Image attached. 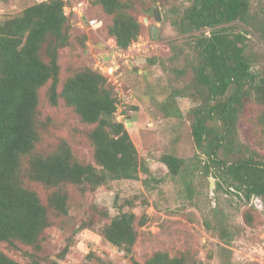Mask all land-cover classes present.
<instances>
[{
  "label": "trees",
  "instance_id": "1",
  "mask_svg": "<svg viewBox=\"0 0 264 264\" xmlns=\"http://www.w3.org/2000/svg\"><path fill=\"white\" fill-rule=\"evenodd\" d=\"M86 1V18H97L89 13L93 5L110 17L107 44L125 51L137 40L142 25L133 13V0ZM66 2L33 0L18 14L0 21V243L11 248L19 244L27 247L24 263L0 249V264H57L55 260L45 262L38 251L47 238L50 214H68L69 187L93 192L107 179L137 180L140 172H150L124 121L116 119L119 97L109 76L81 65L61 77L59 53L74 45L72 20L76 17L73 11L66 13ZM249 13V0H189L172 24L179 33L193 37L194 78L206 89L207 98L213 100L194 109L191 133L196 147L213 163L215 176L242 192L246 201L257 196L263 202L264 157L228 161L219 156V150L226 149L233 139L237 105L246 100L264 105V76L251 71L243 46L245 35L227 26L234 21L246 22ZM79 36L75 40L81 46L87 35L83 32ZM48 82L50 104L56 105L62 99L83 124L91 126L86 138L93 147V161L76 158L66 139L48 152L36 149L40 128L44 127L39 119V89ZM214 117L221 121L222 129L216 130L208 123ZM261 117L264 119V109ZM159 160L171 175L179 174L181 157L163 153ZM209 169L204 163L206 174ZM34 183L50 189L44 199ZM100 216L110 218L100 229L102 236L130 254L138 227L146 218L132 210H120L112 217L108 211H100ZM94 223L91 214L78 228H92ZM223 230V234L230 235ZM67 247L60 257L65 256ZM131 264L205 263L190 251L171 254L158 249L143 261L132 259Z\"/></svg>",
  "mask_w": 264,
  "mask_h": 264
},
{
  "label": "rangeland",
  "instance_id": "2",
  "mask_svg": "<svg viewBox=\"0 0 264 264\" xmlns=\"http://www.w3.org/2000/svg\"><path fill=\"white\" fill-rule=\"evenodd\" d=\"M80 1L86 0H67L64 10L72 14V6ZM249 1L247 21H234L227 26L245 35L243 46L251 71L264 76V0ZM32 2L0 1V21L18 14ZM162 2L133 0V13L142 31L123 51L124 55L115 54L106 43L110 17L99 7L93 5L89 13L101 18L105 24L102 29H81L77 17L71 19L74 45L60 50L61 77L81 65L96 69L102 55L104 61L117 66L112 79L119 97L116 117L124 121L150 172H140L137 180L107 179L93 192L69 187L68 214H50L47 238L38 251L45 262L131 264L132 259L143 261L159 249L171 254L190 251L205 264H264V201L257 196L246 201L242 192L215 176L213 163L196 147L191 133L194 109L213 100L207 98L206 89L194 78L193 37L179 33L172 24L189 0H168L164 5ZM156 7L160 21L153 15ZM153 25L158 27L155 38L151 34ZM83 32L87 37L80 46L75 37ZM48 86L49 82L39 89V119L44 127L40 128L36 149L48 152L66 139L76 158L93 161V147L86 138L91 126L83 124L62 99L51 105ZM230 93L231 89L227 95ZM237 106L233 139L226 149L219 150V156L228 161L264 157V105L246 100ZM208 123L216 130L223 128L216 117ZM163 153L183 159L178 175H171L159 160ZM204 163L209 165L208 174L203 170ZM33 185L44 199L50 189ZM120 210H132L138 217L146 218L138 227L130 254L108 242L100 230L110 219L100 216V211H108L112 217ZM91 214L95 216L92 228H78ZM222 228L230 235L223 234ZM66 245L67 253L60 257ZM0 249L25 262L26 246L11 248L0 243Z\"/></svg>",
  "mask_w": 264,
  "mask_h": 264
},
{
  "label": "built area",
  "instance_id": "3",
  "mask_svg": "<svg viewBox=\"0 0 264 264\" xmlns=\"http://www.w3.org/2000/svg\"><path fill=\"white\" fill-rule=\"evenodd\" d=\"M37 1H43V0H37ZM85 1H80L77 4L72 6V11L76 14L77 17V25L82 28H87L91 30H97L101 25L102 21L97 18H86L85 17V11H84ZM67 7V6H66ZM69 13V10L68 12ZM112 51L117 55H124L123 51H120L113 43L109 44ZM106 54V53H105ZM108 54V53H107ZM106 54V55H107ZM104 56L102 55L96 62V68L105 73L109 76V78L112 80L114 77L115 72L118 70L117 66L114 63H107L103 60ZM107 64V65H105ZM117 120H121L119 117H116Z\"/></svg>",
  "mask_w": 264,
  "mask_h": 264
},
{
  "label": "water",
  "instance_id": "4",
  "mask_svg": "<svg viewBox=\"0 0 264 264\" xmlns=\"http://www.w3.org/2000/svg\"><path fill=\"white\" fill-rule=\"evenodd\" d=\"M153 15H154V18L156 19V21H160L161 20V15L159 13L158 7L153 8ZM157 30H158V27L156 25H153L151 27V34H152V36L154 38L156 37Z\"/></svg>",
  "mask_w": 264,
  "mask_h": 264
}]
</instances>
